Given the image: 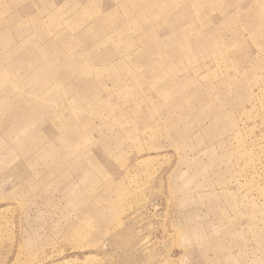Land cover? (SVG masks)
I'll return each mask as SVG.
<instances>
[{"label": "rangeland", "instance_id": "obj_1", "mask_svg": "<svg viewBox=\"0 0 264 264\" xmlns=\"http://www.w3.org/2000/svg\"><path fill=\"white\" fill-rule=\"evenodd\" d=\"M0 264H264V0H0Z\"/></svg>", "mask_w": 264, "mask_h": 264}]
</instances>
